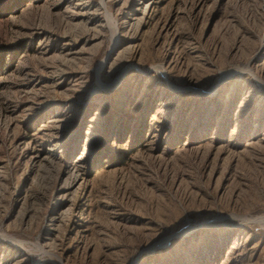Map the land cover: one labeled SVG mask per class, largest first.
Masks as SVG:
<instances>
[{
    "label": "rangeland",
    "instance_id": "rangeland-1",
    "mask_svg": "<svg viewBox=\"0 0 264 264\" xmlns=\"http://www.w3.org/2000/svg\"><path fill=\"white\" fill-rule=\"evenodd\" d=\"M0 264H264V0H0Z\"/></svg>",
    "mask_w": 264,
    "mask_h": 264
},
{
    "label": "trees",
    "instance_id": "trees-1",
    "mask_svg": "<svg viewBox=\"0 0 264 264\" xmlns=\"http://www.w3.org/2000/svg\"><path fill=\"white\" fill-rule=\"evenodd\" d=\"M1 65H3V58H2V56L0 54V67H1Z\"/></svg>",
    "mask_w": 264,
    "mask_h": 264
}]
</instances>
